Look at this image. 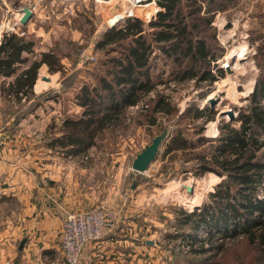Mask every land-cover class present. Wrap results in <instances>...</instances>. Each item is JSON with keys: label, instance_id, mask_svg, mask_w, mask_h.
Here are the masks:
<instances>
[{"label": "rangeland", "instance_id": "obj_1", "mask_svg": "<svg viewBox=\"0 0 264 264\" xmlns=\"http://www.w3.org/2000/svg\"><path fill=\"white\" fill-rule=\"evenodd\" d=\"M132 1L101 0L106 5L98 7L96 0H53V7L62 10L53 19L49 15L47 19L45 12L40 11L38 17L23 25L19 20L21 7L14 6L20 5V0L9 1L7 7L0 0V39L6 31L25 33L37 42L34 52L28 53L30 61L40 58L42 51H52L62 64L53 71L43 63L33 92L21 99L5 95L0 80V210L16 219L28 218L25 210L35 199L58 211L68 186H84L86 199L92 203L79 210L103 206L115 212L116 220L118 213L123 214L125 206L134 202L131 218L141 221V234L152 240L147 241L144 264H264V212L249 219L252 225L248 229L245 208L238 204V191L232 188L227 192L226 185L218 186L223 178L230 180L228 174L200 169V156L210 158L218 142L212 138L225 129V124L239 128L240 112H249L252 106L264 110V0H175L176 30L184 26L186 30L184 36L175 37L172 42L156 39L153 30L163 27L148 25L157 10H165L159 1ZM143 6V12L151 13L147 14L149 17L137 10ZM64 12L72 14V24L61 15ZM116 16L118 26H123L128 16L144 22L146 39L152 44L149 72L154 87L144 93L138 107H124V117L99 131L93 145L75 152L77 146L67 144L63 137L65 120L81 116L87 108L82 98L84 86L96 94L101 77L112 79L113 72L119 69L113 59L128 52L118 42L97 47L98 40L112 26L111 18ZM31 22H35L32 30ZM43 29H47L45 35ZM36 30L48 40L41 43ZM177 41L182 48L174 50ZM188 42L196 45L194 57L185 53ZM243 43L248 52L242 65L234 64V68L220 72L217 60L223 62L229 52ZM202 46L208 50L205 58L200 52ZM206 70L217 75V79L200 80ZM184 71L198 74L183 79L180 76ZM160 94L170 97L174 107L171 114L154 113L152 100ZM196 108H204V113L197 115ZM153 115L158 117L156 124L146 119ZM165 127L169 135L180 130L187 145L168 153L162 146L145 172L133 170L137 153ZM253 160L264 162V146L255 151ZM54 165L62 166L63 176L55 183L49 179L53 175H47ZM16 168L21 170L18 176ZM70 172L77 178L71 183L67 179ZM18 184L26 189H19ZM189 185L193 186L192 192ZM215 190L219 195L212 197ZM94 192L100 201L92 200ZM256 194L264 198V188ZM232 203L237 212L225 227L226 220L218 215H231L228 205ZM203 209L213 211L216 217L196 228L198 216L187 218V214ZM75 211L65 212L61 230L66 215ZM138 257L141 258L137 256L133 264H139Z\"/></svg>", "mask_w": 264, "mask_h": 264}, {"label": "trees", "instance_id": "obj_2", "mask_svg": "<svg viewBox=\"0 0 264 264\" xmlns=\"http://www.w3.org/2000/svg\"><path fill=\"white\" fill-rule=\"evenodd\" d=\"M159 4L165 10H157L155 18L148 23L152 28L163 27L153 30L156 39L172 42L175 37L184 36L185 26L182 30L177 31V25L173 20L175 0H160ZM116 22L104 32L102 38L97 42V47L104 48L118 42L120 45L124 44L128 52H124L121 58L113 59L119 65V69L113 72L112 79L101 77V86L95 87L96 94H91L89 86H84L82 98L85 99L84 105H87V108L81 116L65 120L63 137L68 140L67 144L77 146L75 152L93 145L99 131L107 124H115L124 117L122 116L124 107L137 104L143 100L144 93L150 92L154 87L149 72L152 44L146 39L144 22L138 17L129 16L123 26H118ZM124 40H127V43H123ZM181 42L177 41L173 49L182 48ZM36 43L34 38L25 33L6 31L2 34L0 39V80H2V91L5 95H14L21 99L32 93L43 63L49 65V70L60 69L62 65L60 58L52 51H42L40 58L30 61L28 53L34 52ZM195 48L196 45L188 42L185 53L194 57L197 53ZM163 49L169 51L165 46ZM200 52L203 58L208 55L205 46H202ZM27 62L29 64L22 68V65ZM219 69L220 72L224 71L222 68ZM197 74V72L184 71L180 77L185 79ZM200 77V80L214 81L217 79V75L212 74L209 70H206ZM5 79L9 80L4 81ZM253 93V97L256 98L257 90L255 89ZM152 103L154 113L166 111L171 114L174 109L171 106L170 97L164 94L158 95L152 100ZM204 110V108H196L195 112L200 116ZM263 112L261 106H252L249 108V112H240L237 119L241 121V126L235 128L229 123L225 124V129L212 138L218 142L210 158L205 154L200 156L201 170L210 169L219 174L225 172L228 174L230 180L226 181L223 178L218 186L226 185L227 192H230L232 188H235L236 192L238 191L240 195L238 204L245 208L244 216L247 220L250 218L253 220L256 213L264 212V198H258L256 194L258 189L264 188V162L253 160L255 151L264 146V139L261 138L264 134ZM146 119L150 124H156L158 117L155 115L146 116ZM177 132V134L168 135L163 142L162 146H165L166 153L187 145V140L180 136V130ZM215 195H219L218 190L211 193L212 197ZM228 206L232 210L231 215L227 216V213L218 215L226 220L225 227L229 225L230 217L235 216L237 212L233 203ZM184 213L187 214V211L184 210ZM196 215L198 216L194 222L196 228L209 221L210 217L214 219L216 217L213 211L203 209L199 213L195 210L188 213L187 218ZM250 223L251 220H249L248 229L252 225ZM263 223L264 219L261 224Z\"/></svg>", "mask_w": 264, "mask_h": 264}, {"label": "crops", "instance_id": "obj_3", "mask_svg": "<svg viewBox=\"0 0 264 264\" xmlns=\"http://www.w3.org/2000/svg\"><path fill=\"white\" fill-rule=\"evenodd\" d=\"M9 1L11 0H2L6 7ZM137 1L139 0H133L132 2L135 3ZM96 2L98 7H103L104 3H102L101 0H96ZM20 3V5H18L19 3H15L14 6L21 7L20 9L24 6L32 8L33 15L31 19L38 17L40 11V13L45 12L46 17L49 15L52 19L56 16L54 14L62 11L61 9H55L53 7V0H20ZM38 7H41V9ZM42 7H45V9ZM19 13V15H22V11ZM67 13L68 12H64V14L61 15L66 17L69 23L72 24L74 22L73 17H71L72 14ZM49 17H47V19ZM116 18L117 16L111 18L112 24L116 22ZM31 24H33V27H31L30 30L34 28L35 22H31ZM38 24L40 23L38 22ZM46 30L47 29L42 30L43 35L46 34ZM36 33L41 37V43L48 40V37L41 36V31L38 32V30H36ZM1 152L2 148H0V153ZM0 168H2L1 157ZM61 168V165L49 167L50 171L47 175H53V178L49 177V179L53 180L54 183L59 182V180L63 178L60 174ZM14 171L16 176L21 174V170L17 168L14 169ZM24 175L31 180L30 176L27 174ZM67 175V179H69L70 183L77 179L72 177L71 172ZM54 183L53 186L50 187L51 190L54 187ZM77 185H80V183L77 182ZM17 187L19 189H26L25 187L22 188L19 184ZM75 192H77V194H74ZM80 193H82V195H80ZM86 193L87 191L84 186L83 189L77 188L76 186L74 189H71V187L68 186L66 194L64 192L63 199H60L62 203L60 202L59 206L62 209L58 211H53L45 202L34 199L25 210V213L29 216L28 218H26V216L24 218L19 216V218L16 219L14 215H7L3 210H0V261L10 260V264H66L60 250L62 217L67 211H75L89 206L88 204L92 202L86 199ZM2 194L5 195V192L3 191ZM93 196V201L97 202L101 200V198L96 196L95 192ZM20 197L22 199L23 196ZM133 204L134 202H132V205L128 204L125 206L124 213H118V218L112 225L106 228L104 235L88 246L83 256L84 258L82 259L83 264H133L137 256H141V258L138 257L139 264H144V262L147 261L145 253L147 252L146 244L149 239L141 234V221H139L137 217H135V219L131 218L134 216V214L130 212V210L133 209ZM21 212L22 210L19 211V215H21ZM134 221H137L138 224ZM24 239L25 243L23 247L20 248V243Z\"/></svg>", "mask_w": 264, "mask_h": 264}, {"label": "built area", "instance_id": "obj_4", "mask_svg": "<svg viewBox=\"0 0 264 264\" xmlns=\"http://www.w3.org/2000/svg\"><path fill=\"white\" fill-rule=\"evenodd\" d=\"M217 67L228 69V66H223L221 59L217 60ZM139 103L130 106L138 107ZM115 218V212L103 206L68 213L63 222L60 239V250L66 264H81L88 246L103 236ZM0 264H10V260L0 261Z\"/></svg>", "mask_w": 264, "mask_h": 264}, {"label": "water", "instance_id": "obj_5", "mask_svg": "<svg viewBox=\"0 0 264 264\" xmlns=\"http://www.w3.org/2000/svg\"><path fill=\"white\" fill-rule=\"evenodd\" d=\"M160 1V0H156ZM22 16L20 18V23L25 25L29 22L33 15V10L29 6L22 7ZM230 68H228L229 70ZM169 135V129L168 127H165L162 131H160L158 134L154 135L151 142L146 144L139 153L135 156V158L132 161V169L138 172H145L150 164L157 158L158 154L160 153L161 147L163 142L167 139ZM188 190L190 192L193 191V186L188 187ZM148 242L152 243V240H149ZM25 243V239L21 241L20 248L23 247Z\"/></svg>", "mask_w": 264, "mask_h": 264}, {"label": "bare ground", "instance_id": "obj_6", "mask_svg": "<svg viewBox=\"0 0 264 264\" xmlns=\"http://www.w3.org/2000/svg\"><path fill=\"white\" fill-rule=\"evenodd\" d=\"M144 8H145V6H143L141 8H138L137 10L140 11V14H142V15L143 14L145 16L147 14L150 15L151 13L149 11H147V13L143 12V10H145ZM247 50H248V48H247V44L246 43L238 45V48L233 49L231 52H229L227 54L226 58L223 60V62L225 63V64H223V66L224 65L228 66V67L231 66V68H234V64L242 65V61L241 60H243L245 58V56H246L245 54L248 52ZM189 186H191V185H189ZM189 186H187V187H189Z\"/></svg>", "mask_w": 264, "mask_h": 264}]
</instances>
